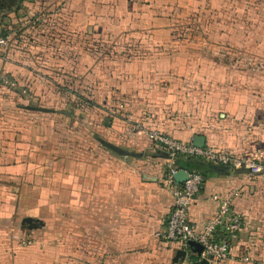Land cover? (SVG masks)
I'll use <instances>...</instances> for the list:
<instances>
[{
  "label": "crops",
  "instance_id": "1",
  "mask_svg": "<svg viewBox=\"0 0 264 264\" xmlns=\"http://www.w3.org/2000/svg\"><path fill=\"white\" fill-rule=\"evenodd\" d=\"M194 19L199 37L189 24ZM0 24L13 34L0 50L2 71L32 89L41 81L46 99L52 83L70 80L93 103L88 113L84 104L76 113H44L65 126L76 120L71 129L42 124L41 156L34 162L26 155V169L43 170L22 181L42 190L58 185L42 194L58 201L47 214L55 215L57 229L63 226L57 234L71 231L54 237L46 222L43 247L62 258L58 264L67 246L71 264H173L180 244L159 234L173 203L167 152L134 123L182 140L202 134L205 143L264 156V0H24L1 9ZM34 53L41 55L40 77L32 74ZM52 68L58 79L49 76ZM202 167L190 218L202 226L218 205L212 195L228 197L243 216L233 249L249 256L234 264H264V173L213 162ZM33 249L25 248L28 256L42 251Z\"/></svg>",
  "mask_w": 264,
  "mask_h": 264
},
{
  "label": "rangeland",
  "instance_id": "2",
  "mask_svg": "<svg viewBox=\"0 0 264 264\" xmlns=\"http://www.w3.org/2000/svg\"><path fill=\"white\" fill-rule=\"evenodd\" d=\"M196 13H200L199 6L194 9V15ZM189 24L191 31L199 37L200 22L194 19ZM185 27L183 24L176 26L177 31L181 33V37L185 33ZM189 29L186 31H190ZM194 39L197 42L200 40L199 38ZM261 44H264V40ZM102 49L104 50V48ZM40 57V54H35L34 57L37 69L32 74L36 77H40L42 72L39 68L41 67ZM54 61L56 63V60ZM245 63L252 64L253 61H245ZM51 70L49 76L58 79L56 68H52ZM1 73L13 78V74H10L6 70L2 71L0 69ZM65 83L64 86L52 83L47 94L49 98L46 99V94L42 89L44 85H41V81L36 86H32L33 89L29 84L21 83L20 81L19 83L17 81V86L1 85L2 83L0 82V264H11L12 261H15L17 264H24L23 261L29 258L37 264L42 259L49 264H58V258L59 260H62V258L54 255L52 247H43V239L46 238L48 225L51 223V227L53 226L52 236L67 237L69 235L71 237V231L68 235L57 234V232L63 229V226L60 227L61 229H57L55 227V215L52 216L50 214V216L47 214V211H50L52 206H57V199L53 200V202H48L47 197L42 196L48 190L56 191L58 185L50 182L45 185L47 188L42 190L39 185H37L39 189H35L31 184L28 183L29 185L26 186V183L22 181L28 175V172L37 170L35 172L38 173L37 175H40L39 172L43 170L41 167L38 168V166H33L32 169L28 170L25 166L26 155L30 157L29 159H33L34 157L32 156H36L33 159L34 162H37L38 157L41 156L40 142L42 135L40 126L42 124L54 127L65 126L64 119L56 117L53 114L48 116V114L44 113H76L74 107H78L80 104H84V106L80 105L82 106L80 107L82 113H88L90 106L93 104L91 99L85 100L86 98L84 97L86 95L82 94L81 96L78 92L79 90H74L75 86H72L70 80ZM28 105L43 107L48 105L49 107L48 111H33L27 107ZM31 110L33 112H30ZM74 121L68 118L65 128L71 129ZM56 131V128L50 130L53 141L58 137ZM70 140H72L71 137ZM28 152H30L29 155ZM57 172V170H54L52 174L56 175ZM26 189H29V197L26 195ZM26 216L32 217L33 220L23 221V218ZM37 217H40L42 220ZM66 224L71 228L69 222ZM28 247L34 248L33 250L42 251L37 252L35 256H28L31 255L25 250ZM63 250L64 264H71V246L63 247ZM66 259H70V261ZM15 262H12V264H15ZM34 262L28 264H35Z\"/></svg>",
  "mask_w": 264,
  "mask_h": 264
},
{
  "label": "built area",
  "instance_id": "3",
  "mask_svg": "<svg viewBox=\"0 0 264 264\" xmlns=\"http://www.w3.org/2000/svg\"><path fill=\"white\" fill-rule=\"evenodd\" d=\"M12 31L0 24V50L7 48ZM4 84L17 86V80L0 74ZM134 128L143 131L150 141L158 144L167 152V171L165 176L166 186L173 197V203L167 214L165 222L159 234L171 241L178 242L180 247L189 249V240H196L203 246L199 258L206 257L210 261L224 262L234 260H248L247 254H237L233 249V240L242 228L243 216L231 205L226 196L213 194L218 201L216 211L206 219L202 226H198L189 216V208L200 192L204 175L195 169H187V175L181 182H177L174 174L181 168L175 164L178 156L201 157L210 162L228 165L234 168H245L252 173H264V156L259 154L235 153L226 148H215L211 145L198 146L192 140H182L174 137L171 133L159 128H147L141 122L136 121ZM178 264H190L187 255Z\"/></svg>",
  "mask_w": 264,
  "mask_h": 264
},
{
  "label": "water",
  "instance_id": "4",
  "mask_svg": "<svg viewBox=\"0 0 264 264\" xmlns=\"http://www.w3.org/2000/svg\"><path fill=\"white\" fill-rule=\"evenodd\" d=\"M192 142L198 146H203L205 145V137L202 134H194L192 137ZM187 175V169L186 168H181L176 173L174 174L175 179L177 182H181L183 179H185ZM32 221L33 218L30 216H26L23 218V221ZM189 249L192 251V253H188L189 251L186 248L178 247L176 249V252L172 258L173 264H177L178 260H183L186 255L188 259L190 260V264H210V260L206 257H201L199 258V254L201 253L203 246L200 242L196 240H189Z\"/></svg>",
  "mask_w": 264,
  "mask_h": 264
},
{
  "label": "trees",
  "instance_id": "5",
  "mask_svg": "<svg viewBox=\"0 0 264 264\" xmlns=\"http://www.w3.org/2000/svg\"><path fill=\"white\" fill-rule=\"evenodd\" d=\"M23 2L24 0H0V10L1 8H10V6L12 5H17L18 7H22L23 5ZM13 38V34H12V37L11 39ZM10 39V42L12 41ZM9 42V44H10ZM16 80H17V77L13 76ZM19 83V81H18ZM206 145H211L215 148H226L228 150H230L231 152H235V153H248L250 152V150H246V151H243V152H238V151H233L232 149L230 148H227V147H224V146H221V145H216V144H213V143H205ZM114 147V146H113ZM117 150L120 151V149L118 147H115ZM207 163H211L210 161L204 159V158H201V157H183V156H178L176 157L175 159V164L179 165V166H186L190 169H195V170H198L200 172L203 173L204 175V170H203V165L207 164ZM218 264H234L236 263V261H224V262H217Z\"/></svg>",
  "mask_w": 264,
  "mask_h": 264
}]
</instances>
